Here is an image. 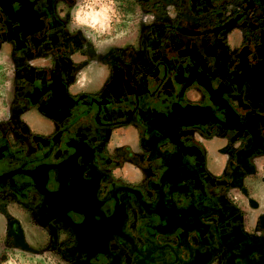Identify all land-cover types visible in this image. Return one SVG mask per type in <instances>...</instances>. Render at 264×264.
Returning a JSON list of instances; mask_svg holds the SVG:
<instances>
[{
  "label": "flooded vegetation",
  "instance_id": "obj_1",
  "mask_svg": "<svg viewBox=\"0 0 264 264\" xmlns=\"http://www.w3.org/2000/svg\"><path fill=\"white\" fill-rule=\"evenodd\" d=\"M75 5L0 0V247L67 264H264V0H121L140 17L118 35L82 28ZM95 65L96 89L80 80ZM128 127L140 151L117 155L112 133ZM213 139L227 141L218 174Z\"/></svg>",
  "mask_w": 264,
  "mask_h": 264
},
{
  "label": "rangeland",
  "instance_id": "obj_2",
  "mask_svg": "<svg viewBox=\"0 0 264 264\" xmlns=\"http://www.w3.org/2000/svg\"><path fill=\"white\" fill-rule=\"evenodd\" d=\"M121 0H76L75 5V21L82 28L89 29L95 35L120 34L125 31L121 28L124 25L122 21L130 22L139 18L140 15L129 17L124 8L119 5ZM128 16V17H127ZM129 26V25H128ZM121 27V28H120ZM119 37V36H118ZM6 60L0 56V121L6 117L8 94L11 84L12 68H6L4 63ZM5 68L7 70H5ZM106 77V71L99 65H95L90 70L83 73L84 79L95 89L99 88ZM96 86V87H95ZM28 124L31 128L39 130L44 127V121L41 119H29ZM124 146H128L133 153L140 151V142L138 132L135 128H122L112 133L109 144L113 152H117ZM207 149V167L213 174H218L223 168V160L226 156L221 150L227 149V141L221 139H213L205 144ZM123 174L134 182H142L145 173L139 170L138 166L131 164L124 165ZM3 219H0V229ZM1 232V230H0ZM0 264H67L62 259H58L54 254L39 247H33L30 251L0 247Z\"/></svg>",
  "mask_w": 264,
  "mask_h": 264
},
{
  "label": "crops",
  "instance_id": "obj_3",
  "mask_svg": "<svg viewBox=\"0 0 264 264\" xmlns=\"http://www.w3.org/2000/svg\"><path fill=\"white\" fill-rule=\"evenodd\" d=\"M225 161H226V159L223 160V166H224Z\"/></svg>",
  "mask_w": 264,
  "mask_h": 264
}]
</instances>
